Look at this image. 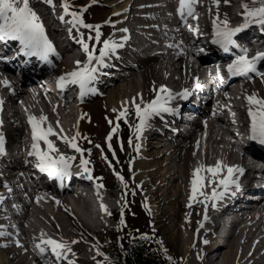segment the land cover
Listing matches in <instances>:
<instances>
[{
  "label": "bare ground",
  "instance_id": "1",
  "mask_svg": "<svg viewBox=\"0 0 264 264\" xmlns=\"http://www.w3.org/2000/svg\"><path fill=\"white\" fill-rule=\"evenodd\" d=\"M247 1L249 0H197L193 12L197 15L192 18L187 13L181 16L178 13L179 4L173 5L176 1L173 3L172 0H85L81 12L88 11L95 19L91 23L99 26L101 32L100 42L94 45L97 54L103 47L104 40H114L123 46L116 49L120 51L119 55L112 53L106 58L111 63L106 64L104 72L96 74L98 87H88L90 90L79 100L77 111L71 106L76 92L75 84L65 82L60 87V78L64 77L67 81V74L72 71L73 63L79 59L87 60L82 47L73 52L71 46L57 39L56 44L61 50L50 52L47 62L39 70L29 67L27 75L21 81L14 77L18 71L15 62L0 65V132L5 136L3 152H0V231L5 233L0 236V264H47L43 258L50 253H41L36 245L42 239L49 238L66 243L71 249L63 264H69L70 261L74 264H98L100 259L95 251V242L83 235V231L97 225L103 217L85 205L80 206L75 201L78 194L54 187L45 189L43 193L41 187H35L26 201L24 211H19L20 228L16 232L17 237L9 241L6 235L11 226L3 224L1 220L11 210L1 201L13 194L21 197V192L26 190L22 189L23 178L32 175V172L25 170L26 166L31 161H37L35 156L29 155L33 143L29 117H35L37 121L41 117L47 118L41 123V127L47 129L51 126L56 135H51L48 139L59 150L52 155L75 157L71 163L77 165L73 170L78 171L83 170L81 159L88 158L84 153L81 157L70 153L69 149L73 152L75 150L61 137L71 139L76 136L77 145L80 140H86L89 147L92 143L101 146L109 141L107 137L118 124L117 116L125 109L126 117L133 119L130 141L132 149L129 151V168L133 171V179L137 181L139 189L142 188L141 197L147 204L157 207L156 209L167 204L170 208L165 220L175 219L173 223L170 220L168 232L175 240L176 251L183 255L184 264H205L208 255L214 256L215 264H261L264 260V203L258 204L260 206L253 210L252 216L238 230L221 229L219 235L212 236L206 229L207 221L223 211V201L205 200L199 194L195 201H190L189 198L195 169L201 166L206 169L208 166H215L217 162L235 168L241 163L245 151H253L251 146H242L243 137L236 136L228 126L233 122L238 129H245L249 109L255 111L257 108V105L249 104L248 97L255 96L264 100V79L260 76H247L239 80V85L230 87L213 78L211 84L205 87L203 98L206 103L211 104L214 112L209 107L204 110L195 107L197 122L185 133H176L173 140L162 135V130L169 128L170 123L167 121L176 116L174 112L152 115L139 139L136 133L139 119L135 114V104L143 108L155 100L156 95L167 99V93L160 91L162 86L170 91L175 85L184 84L187 79L197 76L203 82V76L211 75L201 63L192 59L190 46L195 43L191 44L189 40L193 33H198L200 38L197 41L204 39V32L214 29L213 21L219 27H223V22L227 21V27L233 29V25L243 18L242 4L248 3ZM256 3L250 0L248 4L254 7L259 5ZM37 5L40 8L35 11L40 15H47L52 9L65 15L63 8L53 6L49 0H29V7L33 11ZM166 8L173 9L174 12L166 13ZM85 18L82 16L87 24L89 21ZM71 19L69 18L66 31L71 33L74 42L81 45L79 40L84 32H91L90 35L95 36L93 29L80 25L73 27ZM165 23L169 26H165ZM181 25L184 28H180ZM251 25L264 29L255 23ZM107 27L111 28V33L103 39L104 31L110 29ZM122 29L127 31H121ZM162 35L168 40L165 44L170 60L164 59L160 52L140 59L138 44L144 39L154 43L164 42ZM176 35L183 39L181 45H174L175 42H172ZM86 42L91 49L90 41ZM7 73L10 78L6 77ZM105 75L109 77L103 79ZM5 81L8 82L7 86ZM226 91L229 96L224 94ZM37 99L42 102L41 107L35 104ZM90 99L92 101L88 103ZM40 148L47 150L43 141H40ZM102 157L97 155L98 163L102 162ZM87 168L90 172L83 170V173L102 184L105 192L112 198L111 187L104 185L103 179L94 175L90 162ZM201 175L205 177L203 191L211 195L213 188L217 191L222 188L218 187L217 182L227 175V168H223L217 178H212L206 171ZM210 179L217 182L209 184ZM67 195L73 198L74 205L71 206ZM15 201L19 202L20 198ZM213 203L215 207L212 206ZM112 205L107 204V207L111 208ZM179 208L181 213L178 212ZM156 209L152 210L157 213ZM112 212L111 217L116 218V213L112 216ZM76 215L86 224L78 223ZM205 240L208 241L207 244L204 243ZM41 247L50 249L43 244Z\"/></svg>",
  "mask_w": 264,
  "mask_h": 264
},
{
  "label": "snow or ice",
  "instance_id": "2",
  "mask_svg": "<svg viewBox=\"0 0 264 264\" xmlns=\"http://www.w3.org/2000/svg\"><path fill=\"white\" fill-rule=\"evenodd\" d=\"M51 2V0H49ZM227 2V0H225ZM257 2V0H253ZM197 3V0H179L178 13L181 16L193 15L194 5ZM259 7H251L248 3H243L242 8L244 9V15L246 17V23L241 28L230 29L227 27V21L223 22V27L216 26V21H213L214 24V39L212 43L218 45L224 51L229 50V46L239 47L233 37L241 32L243 29L248 28L251 23L258 24L264 27V0H258ZM69 5L67 2L63 5V10L65 15L71 16L70 23L75 27L80 25L84 28L93 29L95 31V37H88L89 40L94 39L96 42H100L101 32L99 26H93L85 24L82 15L77 12H70ZM63 19V17H61ZM121 31H127L122 29ZM0 40H13L19 41L23 46L24 54L27 56H37L43 60L47 59V56L50 52L53 51L52 44L45 35V29L40 22V19L36 12L29 7V0H0ZM79 43L82 46L83 52L86 54L87 60L84 63L83 67H80L81 62L77 61V69L67 74V81L64 77L60 78V86L63 87L65 82L71 84H78L81 89V96L85 95L88 89V85L93 82L97 76L96 74L100 71L101 68L106 67L105 59L114 53L116 49L122 47V44L117 43L114 40H104L103 47L98 50L93 47L89 49L88 43L81 36ZM242 55L236 57L233 63L228 65V71L232 75H241L247 76L249 73H255L257 71L256 64L257 61L264 59V53H258L257 56L249 59L247 55V49H241ZM95 62V65H93ZM7 86L8 82H4ZM200 84L197 81L196 88H199ZM161 92L167 93V99H164L161 96H158L155 100L146 104L143 108L139 104H135V114L139 119V123L136 125L137 139H139L140 134L148 126L149 118L154 114H159L161 112H175V109H172L167 106L168 101L175 99V96L169 92L163 86L160 89ZM182 99H188L190 93L185 89L182 93L177 94ZM249 104L257 105L256 110L249 109V116L251 117V139L253 141H258L259 144L264 145V100L257 99L255 96L248 97ZM115 111V110H114ZM127 116V109L121 111L117 116V120L125 118ZM46 117H41L39 121L35 117H29V124L32 127V151L29 155L35 156L38 160L37 167L41 172L48 173L49 176L63 178L69 175V169L71 167V160H74L75 157H65L62 154L53 156L52 153H58L59 150L55 147L53 142L48 139L51 135H56L51 126L47 129L41 127V123L46 121ZM111 123V121H109ZM119 130V124L112 129V133L109 134L107 139L111 141L112 134L116 133ZM79 136V133L76 134ZM66 144L73 148L76 152L81 153L83 156V150L76 143V136L68 139L67 137H61ZM40 141H43L47 146V150H41ZM4 146V137L0 135V152H3ZM99 148V145H96ZM111 149V144H109ZM88 160L81 159L80 165L83 167L84 172H90L87 168ZM227 168V175L222 179H219L218 182L215 179H210L209 184L217 182L218 187L222 186V191H217L216 188L212 189L211 195H208L203 191L204 188V179L205 177L201 175L202 172L206 171L210 174L212 178H217L220 176V173L223 168ZM242 168H232L223 165L221 162H217L215 166H208L206 169L204 166L198 167L193 172V179L191 181V196L190 201H195L197 194L204 196L205 200L217 201L223 198L224 194L228 191L231 185H237V181L233 179V173L239 172L243 173ZM118 178L122 181L123 177L119 176ZM91 179V176L88 177ZM102 187V185H101ZM234 194V193H233ZM215 207V203L212 205ZM191 207V203L189 204ZM205 219L207 217L205 216ZM123 223V220L121 221ZM5 235L4 232L0 231V236ZM147 238V237H144ZM75 243V241L73 242ZM205 244L208 243L207 240L204 241ZM41 244L47 245L51 253L59 258H66V254L71 252V249L64 242H59L53 239H42L40 244L36 245V248L39 249L41 253H44L45 248L41 247ZM169 259H171L169 257ZM69 264H74L70 261Z\"/></svg>",
  "mask_w": 264,
  "mask_h": 264
},
{
  "label": "rangeland",
  "instance_id": "3",
  "mask_svg": "<svg viewBox=\"0 0 264 264\" xmlns=\"http://www.w3.org/2000/svg\"><path fill=\"white\" fill-rule=\"evenodd\" d=\"M67 1L66 0H55L57 6L60 8H63V5L65 2H67V4L69 2L77 3V5H72V7H70V10H71L70 12H77L78 14L82 13L81 7L84 5L85 0H67ZM247 2L249 3L250 0ZM76 6L80 9L79 12L74 11L76 9ZM82 14H83L82 16L84 18L86 17L85 19L90 22V23L87 22V24L93 25V23H94L93 20H95L94 17L88 11L83 12ZM87 17H88V19H87ZM90 19H91V21H90ZM91 22H93V23H91ZM107 28H110V27H107ZM108 30L104 31L103 39L105 36H107L108 34L111 33V28ZM93 32L94 31H92V34H93ZM89 33H91V32H89ZM94 35H95V32H94ZM87 37H88L87 32H84L83 38L87 39ZM90 44H91V46L94 47V45H95L94 39H92L90 41ZM252 78H255V76H252ZM238 83H240V82H238ZM109 87H111V86H109ZM91 101H92V99L88 100L87 102L89 103ZM71 103L73 106H77V103L75 100H73V102H71ZM74 109H75V111H77V109H79V107L78 106H77V108L74 107ZM132 122H133V119L129 118V117L121 118L120 120H118L117 123L119 124V130L116 133H113L111 141H107L108 145H107V142H104L101 146L99 145V148H97L96 145H98V144L92 143L93 147L91 145L89 147L88 142L86 140H80L78 142V146L83 150L84 155L87 156L86 158H88V160L90 162L91 169L94 172V175L97 178H101V180L103 178L104 179V181L102 180L103 184L108 186L109 188L111 187L110 191L112 192L113 197H112V199H110V202L113 205H117L118 207L120 206V202L118 201L119 195L117 192L112 190V187L114 185H111V184H114L115 182H120L121 180L118 178V175H116L113 172L112 166L115 167V166H117V164H119V168L122 169V167L125 164L126 168L122 169L123 173L119 176L123 177L124 184L126 185L127 190L129 192V196L127 197L129 204H128V206H124V208L122 210L123 214H121V216H120L121 219H120L119 228L122 229L123 231H128L130 229L135 230L136 228H139V227L143 229V228H145V226L153 229V234L155 235V237L160 238V240L162 241V243L164 244V247L168 250V252L170 254L178 257L181 260L182 264H184L185 259L181 253L176 251L177 245H176V243H174L175 240L172 239V236H170V234L168 232V228L170 227L171 223H173L175 220L174 218H173L174 220L172 219L173 221L171 219H168V221L165 220L166 214H168V212L170 211L169 210L170 208L167 206V204H163L164 206L161 205L159 209H156L157 207H154V206L147 204L142 198L143 197L142 188L140 190L139 189L140 187H138L137 181L133 179V175H134L133 171H132V169L129 168L130 167V161H131V159H130L131 156H129V153H130L129 151L132 149L131 142H130L131 141V123ZM122 128H125L126 136L123 135ZM85 141H86V143H85ZM79 144H81V145H79ZM109 144H111V149L108 147ZM69 152L72 154L74 153V155L77 157L82 156L81 153L76 152V151L73 152L70 149H69ZM85 152H86V154H85ZM95 153H96V155H95ZM97 155L103 156L102 162H99V163L97 162ZM92 162H93V164H92ZM94 167H95V170H94ZM137 190H138V192H137ZM133 191L136 194L139 193L138 196L133 198L132 195H130ZM151 207L158 210L159 212L157 211V213H155L156 211H153L152 210L153 208L150 209ZM180 210H181V208L178 209L179 213H181ZM112 216H113V213H112ZM122 220H123V223H121ZM164 220H165V222H164ZM164 230H166V231H164ZM94 231L95 230H93V229L92 230H85V231H83L84 232L83 235L88 236L91 240H93L95 242V251L98 253L99 259H100L98 264H101V262L106 258V254L104 251L105 250V239L104 238L108 235V232L102 231L98 236V234H96ZM100 237H102V238H100Z\"/></svg>",
  "mask_w": 264,
  "mask_h": 264
},
{
  "label": "trees",
  "instance_id": "4",
  "mask_svg": "<svg viewBox=\"0 0 264 264\" xmlns=\"http://www.w3.org/2000/svg\"><path fill=\"white\" fill-rule=\"evenodd\" d=\"M117 234L115 232L114 236ZM120 237V244H116L115 239L106 244L107 259L104 264H180L177 258L169 256L160 243L152 241L151 236H146L142 230H128Z\"/></svg>",
  "mask_w": 264,
  "mask_h": 264
}]
</instances>
